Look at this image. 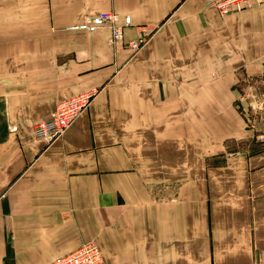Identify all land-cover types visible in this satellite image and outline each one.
<instances>
[{
  "label": "crops",
  "instance_id": "1",
  "mask_svg": "<svg viewBox=\"0 0 264 264\" xmlns=\"http://www.w3.org/2000/svg\"><path fill=\"white\" fill-rule=\"evenodd\" d=\"M205 2L0 0V264H264V0ZM103 12L121 42L83 28Z\"/></svg>",
  "mask_w": 264,
  "mask_h": 264
},
{
  "label": "built area",
  "instance_id": "2",
  "mask_svg": "<svg viewBox=\"0 0 264 264\" xmlns=\"http://www.w3.org/2000/svg\"><path fill=\"white\" fill-rule=\"evenodd\" d=\"M255 2L256 0H206L205 6L212 7L219 14L224 15L249 8ZM116 21L115 14L103 12L86 21L83 28L87 31H93L97 27H108L111 32L110 43L114 45L122 41L123 29L130 25V18L125 17L123 25H117ZM146 41L147 36L143 34L137 39L129 40L127 46L132 52H136ZM93 95V91L83 92L59 101L48 118L34 125L32 137L47 142L60 137L78 115L88 107ZM260 140L264 143V135L260 137ZM101 262L97 245L95 242H88L68 255L55 259L50 264H101Z\"/></svg>",
  "mask_w": 264,
  "mask_h": 264
}]
</instances>
